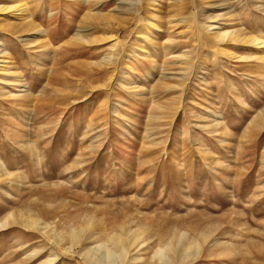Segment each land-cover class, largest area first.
Listing matches in <instances>:
<instances>
[{
	"label": "rangeland",
	"instance_id": "obj_1",
	"mask_svg": "<svg viewBox=\"0 0 264 264\" xmlns=\"http://www.w3.org/2000/svg\"><path fill=\"white\" fill-rule=\"evenodd\" d=\"M94 1L0 12V264H264V0Z\"/></svg>",
	"mask_w": 264,
	"mask_h": 264
},
{
	"label": "bare ground",
	"instance_id": "obj_2",
	"mask_svg": "<svg viewBox=\"0 0 264 264\" xmlns=\"http://www.w3.org/2000/svg\"><path fill=\"white\" fill-rule=\"evenodd\" d=\"M81 1L83 2V4L84 3L90 4L92 0H80V2ZM121 1L124 2V0H121ZM179 1L180 0H172V2H175V3L179 2ZM99 2H102V0H95L94 1V3H99ZM137 2H139V1H137ZM152 2H156V0H152ZM128 9H130L134 13V16L132 18L137 19L138 16H139V10H138L139 8H137V6H134L133 8L132 7L126 8L123 5L122 6L121 5L118 6V11L120 13H122V14H123V12H125V10L126 11H129ZM26 11H27V6H26V3L24 2V0H16V1H13V3L7 4V5H1L0 6V12H5V13L10 14L12 16H17V18H20V19H24L25 17H27V15L25 14ZM87 11L90 12L92 10H90V8H87ZM97 12L98 13H95L96 14L95 17H94V15H91L94 18H96V20H100L101 21V22L97 21V22H99L97 24H101L102 23L104 25L105 24L107 25V23L109 22V20H111L114 17V16H111V15H109L108 17H104V15H100L99 11H97ZM86 16H87V14H86ZM214 17L215 16H211L210 17V15H209L207 18L208 19H212ZM25 19H27V18H25ZM210 22H212V23H210L208 25H205L204 29H206L207 31H212V30L214 31L215 30V27H214L215 26V23L213 21H210ZM23 24H24L23 26L25 27L26 30H28V31L34 30V32L39 33V29L31 21L23 22ZM19 26H22V25H19ZM19 26L17 28V25H13V23H12V24H9L8 28L10 30H16L17 31L18 29H20ZM156 26L157 25H155V24L152 25L151 26V29L153 31L157 30L158 29V26L157 27ZM216 28H217V26H216ZM105 30L102 31V35L103 36L107 33ZM76 31L77 32L74 33V36H72L73 41H77V40L82 41V40H85V38L83 37V34H81V31L80 30H76ZM40 34H42V33H40ZM111 36L108 35L107 39H109V38L111 39ZM102 38H103V40L106 39L104 37H102ZM208 38L210 40L209 41L210 43H216V45H219V44H222V43H229V42H231L232 44H234V43L237 44L239 42L246 43L247 41L253 42V44H255V45H264V41L261 40L260 38H258V39H257V37L256 38L255 37L254 38H251V37H247V38L243 37V38H241V34L239 32H230L228 30H220V31L218 30V31H214V32H212V34H210L208 36ZM42 42H44V39L42 40ZM231 43H229V44H231ZM3 53L5 54V52H3ZM223 53L225 55H227L224 51H223ZM184 55L185 54L182 53V54H179L177 57L178 58H182V56H184ZM1 56H3V55H1ZM2 58L0 60V64H1L0 66H2L0 68V71L5 72L6 70H8L7 67L6 68L4 67L5 64L7 63V61H5ZM129 233L132 234L133 232H129ZM77 235H78V232H75V233L72 234L73 238L76 237V239H77ZM134 238H135V236H134ZM108 241H110V243H112L115 247L107 246L106 245V242H104V243L98 244V245L95 244V246H93L91 248L81 250L80 255L85 259L86 264H91V263H95V264H117L118 258L121 259V257H123V255H125V253L127 251V247L125 246L126 243L124 242V237L122 235H118L117 236L115 234V235L110 236ZM126 241H128V240H126ZM190 247H192V246H190ZM190 247L188 249H190ZM188 249L187 250H182L181 253H179L180 254L179 262H181V260L183 258H185V257L195 256L197 254L199 248L198 247H195L193 251H189ZM167 251H172V249L171 248H169V249H167V248H161V247L158 248L155 251V256L158 257V261L155 262L154 264H173V262H172L173 259H172V257L169 254L166 253ZM55 258H56V256H53V259H55ZM53 259H51V260H49L47 262L40 263V264H47V263L51 262Z\"/></svg>",
	"mask_w": 264,
	"mask_h": 264
}]
</instances>
